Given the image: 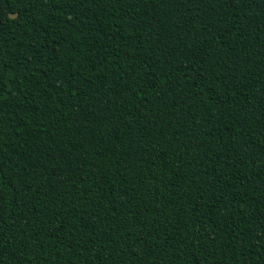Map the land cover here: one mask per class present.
<instances>
[{
  "label": "trees",
  "instance_id": "trees-1",
  "mask_svg": "<svg viewBox=\"0 0 264 264\" xmlns=\"http://www.w3.org/2000/svg\"><path fill=\"white\" fill-rule=\"evenodd\" d=\"M0 264H264V0H0Z\"/></svg>",
  "mask_w": 264,
  "mask_h": 264
},
{
  "label": "water",
  "instance_id": "water-1",
  "mask_svg": "<svg viewBox=\"0 0 264 264\" xmlns=\"http://www.w3.org/2000/svg\"><path fill=\"white\" fill-rule=\"evenodd\" d=\"M17 16H18V13L10 14V17H12V18H16Z\"/></svg>",
  "mask_w": 264,
  "mask_h": 264
}]
</instances>
